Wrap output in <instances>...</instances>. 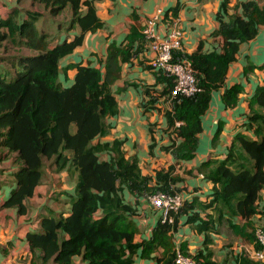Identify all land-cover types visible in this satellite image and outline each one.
<instances>
[{"label": "trees", "instance_id": "obj_1", "mask_svg": "<svg viewBox=\"0 0 264 264\" xmlns=\"http://www.w3.org/2000/svg\"><path fill=\"white\" fill-rule=\"evenodd\" d=\"M93 2L29 0L30 7L21 14L13 7L0 16V43L4 41L0 53V160L9 159L4 171L12 177L1 205L14 207L17 213L25 211L24 201L41 180L44 160L55 169L66 163L75 170L68 211L40 215L37 228L25 234L28 246L38 251L41 264H72L75 255L84 264H133L137 248L140 256L152 257L147 264H173L172 231L180 215H184V222H193L191 226L203 231L202 247L193 253L196 264L213 263L207 247L208 232L223 221L252 242L253 234L245 230L257 210L258 191L264 184V62L258 65L263 70L262 82L247 99L242 121L247 132H234L223 156L209 155L199 164L204 180L210 183L208 195L183 199L177 209L168 210L165 219L158 216L148 235L135 242L136 206L124 193L146 196L159 190L171 192L178 190L175 182L181 177L172 172V165L156 169L153 176L141 173L136 155H125L120 139L92 142L106 132V116L116 112L109 85L119 76L121 62L143 51L140 26L130 25L121 42L110 40L99 66L73 63L72 81L60 83L59 58L81 42L85 31L103 25ZM227 8L228 0H219L214 14L217 27L212 35L220 37L219 43L202 50L200 40L190 52L178 48L171 51L173 60H189L198 91L169 95L172 76L156 68L152 70L155 82L162 87L156 93L143 87L149 99L145 103L155 102L157 97L168 102L164 116L173 136L162 149L175 160L194 155L201 116L212 90L222 86L238 44L254 36L258 25L264 24V4L256 0H240L231 12ZM176 9L165 10L162 19L175 16ZM64 11L65 16L55 18ZM70 29L78 33L68 38ZM8 48L16 52L7 53ZM240 90L236 82L223 88V105L233 106ZM153 144L148 145L150 152ZM102 151L108 153L107 158H99ZM235 216L244 220L242 228L230 221ZM179 248L186 252L181 243ZM233 260L234 264H258L242 251L234 254Z\"/></svg>", "mask_w": 264, "mask_h": 264}, {"label": "crops", "instance_id": "obj_2", "mask_svg": "<svg viewBox=\"0 0 264 264\" xmlns=\"http://www.w3.org/2000/svg\"><path fill=\"white\" fill-rule=\"evenodd\" d=\"M238 1L240 0H228L227 12L233 11V5ZM256 1L258 4H264V0ZM218 3L219 0H94L95 12L103 25L93 31H85L81 42L59 58L58 79L62 85L69 84L75 71L72 64L76 62L99 66L106 44L110 40L121 42L130 25L140 26L142 19L156 9H160L164 15L165 10L177 6L175 16L179 19L181 29V51H192L200 40L202 50L211 49L220 39L218 35H212V31L217 27L214 14ZM13 7L21 14V10L29 8L30 3L29 0H0V16H4L7 10ZM65 15L64 11L55 18ZM164 23L165 20L161 19L156 24L160 34L163 32ZM39 24L40 19L36 26ZM51 26L53 29L54 25ZM74 33L77 34L78 30L70 29L68 38ZM152 55L153 52L144 45L138 56L121 62L119 76L109 85L116 101V112L106 116V132L95 136L92 142L120 139L122 151L125 155H136L143 174L153 176L156 169L172 165V172L181 177L175 182V186L183 199H204L209 193L210 183L203 178L200 162L209 155L223 156L234 132H247L242 126L247 111V99L255 85L262 82L263 77V70L258 65L264 62V24L258 25L254 36L238 44L235 59L228 64L222 86L212 90L206 111L201 116V130L197 133L195 152L190 159L175 160L167 150L162 149V145L168 144L173 136L172 128L166 127L164 116L168 102L163 97H157L155 102L145 103L148 95L144 94L143 87L153 88L152 93L162 87L160 83L155 82L149 64ZM234 82L241 86V90L235 104L225 107L220 93L223 88ZM151 141L154 144L150 152L148 145ZM98 156L104 159L108 157V153L102 151ZM8 163L9 159L0 160V176L9 177L5 180L0 178V264H41L38 251L28 246L25 234L37 228L39 216L42 214L49 211L66 214L75 170L69 168L66 163L55 169L54 164L48 162L43 167L41 180L35 186L33 194L24 201L25 211L17 213L14 207L1 205L12 178L4 171ZM124 195L136 206L133 218L138 233L134 235V241L138 242L148 235L150 227L160 213L146 196H136L128 192ZM256 209L248 219L250 225L248 224L245 230L246 234L251 235L249 230L253 224L264 226V184L258 191ZM183 219L184 215H180L177 227L172 231V238L175 246L179 247L181 243L186 252L193 254L202 247L203 231H197L191 226L193 222L187 223ZM230 221L237 228H242L244 220L235 216L231 217ZM215 228L216 230L208 232L210 241L207 243L212 264H234L233 256L240 252L239 244L247 242L245 234L241 235L238 229L230 228L225 221ZM160 250L159 247L157 251ZM139 252L140 248H137L133 255V264H147L152 261V257H142ZM72 264L84 263L75 255ZM258 264H264V259L258 260Z\"/></svg>", "mask_w": 264, "mask_h": 264}, {"label": "built area", "instance_id": "obj_3", "mask_svg": "<svg viewBox=\"0 0 264 264\" xmlns=\"http://www.w3.org/2000/svg\"><path fill=\"white\" fill-rule=\"evenodd\" d=\"M163 12L156 9L151 14L145 16L140 23V32L144 36L145 46L153 52L149 59L152 70L160 69L172 76V86L168 92L169 95L183 94L189 95L198 91L200 87L196 82L193 69L186 58L178 60L172 59L171 51L179 49L181 29L177 16L170 15L163 25L162 34L156 28L158 21H161ZM167 102V101H166ZM174 124H178L174 121ZM151 205L159 210L162 219L168 215V210L177 209L183 201L179 191H156L146 195ZM257 244V247L254 246ZM242 251L249 258L254 260L264 259V226L255 225L252 242H242L239 244ZM173 264H196L193 254L183 252L178 246L174 247Z\"/></svg>", "mask_w": 264, "mask_h": 264}, {"label": "rangeland", "instance_id": "obj_4", "mask_svg": "<svg viewBox=\"0 0 264 264\" xmlns=\"http://www.w3.org/2000/svg\"><path fill=\"white\" fill-rule=\"evenodd\" d=\"M3 45H4V41L3 42H1L0 43V53L1 52H3V51H1V48L3 47ZM13 52H16V50L14 49V48H8L7 49V53H13ZM48 160H44V164H43V167L46 165V164H48ZM160 169H165V168H163V167H161ZM176 174V173H175ZM0 178L2 179V180H5V179H9V177H6V176H0ZM175 191H177V190H175ZM254 224L252 225V227H250V232H251V234H253V231H254ZM228 233V232H227ZM229 234V233H228ZM241 242V241H240Z\"/></svg>", "mask_w": 264, "mask_h": 264}]
</instances>
